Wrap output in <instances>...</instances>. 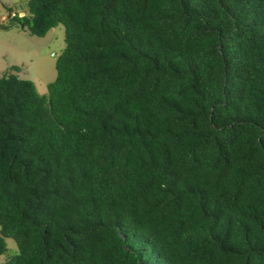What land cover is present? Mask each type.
I'll use <instances>...</instances> for the list:
<instances>
[{"label":"trees","instance_id":"obj_1","mask_svg":"<svg viewBox=\"0 0 264 264\" xmlns=\"http://www.w3.org/2000/svg\"><path fill=\"white\" fill-rule=\"evenodd\" d=\"M55 79L0 74V264H264V0H27Z\"/></svg>","mask_w":264,"mask_h":264},{"label":"rangeland","instance_id":"obj_2","mask_svg":"<svg viewBox=\"0 0 264 264\" xmlns=\"http://www.w3.org/2000/svg\"><path fill=\"white\" fill-rule=\"evenodd\" d=\"M19 3L18 0H0V18L9 12L20 14ZM64 46L62 24L51 28L44 36L32 35L24 27H0V74L14 73L19 78L31 80L40 95H47V84L56 76V58ZM6 243L7 252L0 256V261L18 252L14 239L6 238Z\"/></svg>","mask_w":264,"mask_h":264},{"label":"water","instance_id":"obj_3","mask_svg":"<svg viewBox=\"0 0 264 264\" xmlns=\"http://www.w3.org/2000/svg\"><path fill=\"white\" fill-rule=\"evenodd\" d=\"M25 8H26V9L28 8L27 0H26V2H25ZM19 15H20V16L25 15V11H22ZM9 25H13V26H15L16 28H23V27H24L23 24H20V23H14V21H9V22H6V23H0V27H2V28H7V27H9Z\"/></svg>","mask_w":264,"mask_h":264},{"label":"built area","instance_id":"obj_4","mask_svg":"<svg viewBox=\"0 0 264 264\" xmlns=\"http://www.w3.org/2000/svg\"><path fill=\"white\" fill-rule=\"evenodd\" d=\"M17 13V12H16ZM15 15V12H9L8 15H4L0 18V22L1 23H6V22H9V21H12V17ZM52 56H56V54L54 53H51Z\"/></svg>","mask_w":264,"mask_h":264},{"label":"crops","instance_id":"obj_5","mask_svg":"<svg viewBox=\"0 0 264 264\" xmlns=\"http://www.w3.org/2000/svg\"><path fill=\"white\" fill-rule=\"evenodd\" d=\"M20 3H19V5H18V8H19V11H20V13L22 12V11H25V13L27 12V9L25 8V2H26V0H18ZM16 12V11H15ZM4 16V15H3ZM1 23V22H0Z\"/></svg>","mask_w":264,"mask_h":264}]
</instances>
